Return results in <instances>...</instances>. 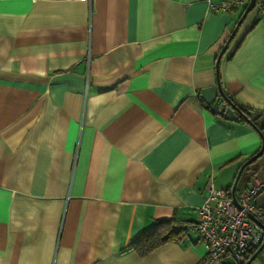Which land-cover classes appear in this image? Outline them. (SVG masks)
<instances>
[{"label": "crops", "instance_id": "0c3cea01", "mask_svg": "<svg viewBox=\"0 0 264 264\" xmlns=\"http://www.w3.org/2000/svg\"><path fill=\"white\" fill-rule=\"evenodd\" d=\"M244 7L0 0V264H196L205 255L191 231L144 255L130 244L158 220H198L207 183L230 188L261 145L236 110L226 119L198 96L216 83L215 58ZM219 79L264 122L256 8L227 44ZM242 172L235 193L264 179V153ZM252 200L264 203V189ZM262 263L264 250L249 264Z\"/></svg>", "mask_w": 264, "mask_h": 264}, {"label": "built area", "instance_id": "2783aa9c", "mask_svg": "<svg viewBox=\"0 0 264 264\" xmlns=\"http://www.w3.org/2000/svg\"><path fill=\"white\" fill-rule=\"evenodd\" d=\"M214 10L229 12L248 0H220L213 3L205 0ZM258 16L264 15V0L255 2ZM227 106L222 100L217 113ZM208 193L198 206L199 219L185 225L193 231L205 244L206 253L196 264H222L227 258L234 259L237 264L246 260V251L257 248L264 241V229L249 218L254 216L264 225V203H256L252 197L264 189V179L255 178L250 186L236 193L239 206L234 205L230 188H216L211 182L207 185ZM264 264V263H262Z\"/></svg>", "mask_w": 264, "mask_h": 264}, {"label": "water", "instance_id": "95a60500", "mask_svg": "<svg viewBox=\"0 0 264 264\" xmlns=\"http://www.w3.org/2000/svg\"><path fill=\"white\" fill-rule=\"evenodd\" d=\"M255 2H256V0H248V2L245 5L239 19L236 22L234 28L232 29V31L230 32V34L226 38L224 44L222 45L221 49L219 50V52L215 58L214 69H215L216 83L214 85L201 88L199 93H198V96H199L200 100L203 102L204 106L207 108H210V110L213 112H217V109L221 105L222 100H226L224 92L221 88L220 79H219V62H220L221 56H222L227 44L232 39L235 31L240 26L242 20L246 17L247 13L250 12L254 8ZM233 110H236L238 112L237 108L233 104H231V103L228 104V102H227V106L222 108L221 114L226 119H234L235 115L233 114ZM250 115L253 118L255 117L254 114H250ZM246 119L248 122H250L252 124L250 117H246ZM254 128L258 131V133L260 135L261 145L254 154L249 156L246 160H244L241 163V165L239 166L238 171L234 177L233 183L230 187V193H231L232 201H233L234 205H236V206H239V204H238L237 199H236L235 187H236V184H237V181L240 177L241 172L243 171V169L246 165H248L249 163L254 161L257 157H259L262 154V152H264V133H262L260 130H258L256 128V126H254ZM248 216L252 221H254L262 229H264V225H262L254 216H252L250 214ZM248 250H250V248ZM262 250H264V241H262V243L256 248L255 252L249 258H247L243 264H249L256 257L257 254L262 252Z\"/></svg>", "mask_w": 264, "mask_h": 264}, {"label": "trees", "instance_id": "16d2710c", "mask_svg": "<svg viewBox=\"0 0 264 264\" xmlns=\"http://www.w3.org/2000/svg\"><path fill=\"white\" fill-rule=\"evenodd\" d=\"M257 1H260V0H257ZM224 95H225L226 100L228 101V104L229 103L233 104L237 108V110L240 114L238 112L237 113L243 119L247 120L246 117H250L252 124L254 126H256V128L258 130H260L262 133H264V122L259 123L257 125L255 122H253L256 120V118L255 117L253 118L250 115V114H256V113L250 111V108H246V107H243V106L236 104L235 102H233L231 97H229L225 93H224ZM218 114L222 115L221 113H218ZM256 151H254L252 154H254ZM262 153H264V152H262ZM248 165H246L244 168H246ZM242 173L238 179L235 190L238 188V185L241 182ZM187 232H188V230L184 226V222H181V221L176 220V219L173 220V218L172 219L170 218V219L158 220L149 229L145 230L140 235H138L131 242L130 246L133 247L138 252L139 255H144L148 251H150L151 249H153L154 247L158 246L159 244H161L165 241L182 240V238L187 235ZM252 249L256 250V248H250V250H252ZM246 256H247V254H246Z\"/></svg>", "mask_w": 264, "mask_h": 264}, {"label": "rangeland", "instance_id": "374dc122", "mask_svg": "<svg viewBox=\"0 0 264 264\" xmlns=\"http://www.w3.org/2000/svg\"><path fill=\"white\" fill-rule=\"evenodd\" d=\"M191 232H193V231H191ZM194 233V232H193Z\"/></svg>", "mask_w": 264, "mask_h": 264}, {"label": "bare ground", "instance_id": "6f19581e", "mask_svg": "<svg viewBox=\"0 0 264 264\" xmlns=\"http://www.w3.org/2000/svg\"><path fill=\"white\" fill-rule=\"evenodd\" d=\"M228 102V101H227Z\"/></svg>", "mask_w": 264, "mask_h": 264}]
</instances>
